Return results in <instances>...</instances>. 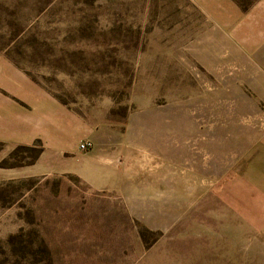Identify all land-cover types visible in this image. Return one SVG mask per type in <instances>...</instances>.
<instances>
[{
  "label": "rangeland",
  "instance_id": "rangeland-1",
  "mask_svg": "<svg viewBox=\"0 0 264 264\" xmlns=\"http://www.w3.org/2000/svg\"><path fill=\"white\" fill-rule=\"evenodd\" d=\"M260 1L0 0V264H264L263 171L210 170L264 125L229 17ZM128 164L136 193L105 184Z\"/></svg>",
  "mask_w": 264,
  "mask_h": 264
},
{
  "label": "crops",
  "instance_id": "crops-1",
  "mask_svg": "<svg viewBox=\"0 0 264 264\" xmlns=\"http://www.w3.org/2000/svg\"><path fill=\"white\" fill-rule=\"evenodd\" d=\"M239 15H241V13L237 12L233 7L230 16L227 15L233 21L231 38L235 42L236 38H242L244 36L248 37V44L246 46L247 54L244 53V48L242 47L241 52H239V57L244 63H246V66L248 67L247 73H253L255 76L253 83L251 82V78H248L249 85L252 87L253 84L254 89L257 90L258 98L264 101V0L255 4L253 11L245 16L247 19L245 24H239L236 26L234 22L236 21L237 16L240 17ZM238 72L239 74H242L245 71L240 70ZM233 103H235V101H233ZM241 117L246 118L251 124L252 122H264V113L241 114ZM251 127L253 126L251 125ZM222 143L226 144V147H229L228 151L224 152L222 150V152H217L214 160L216 165L210 169L217 173L218 180H223L225 178L223 173L221 175L218 173L219 171H222V169L219 168L220 164L228 166L232 165V167L228 168L230 169L228 171L235 169L233 167L241 164L243 170H248V172L245 173L246 177L251 175L249 173L250 171L255 173L257 169L261 170L263 171V177H261L264 180V125H261V127L259 126L258 130H255L254 125L252 130L249 129L248 131L243 132L241 136L231 135L226 140L223 139ZM232 146H237L240 149L238 151L233 150L231 149ZM257 148H260L258 157H256ZM206 159L207 158H205V160ZM200 161L201 162L194 167V160H191V158L185 159L183 173L176 172L175 161H173V163L170 162L167 165V179L169 180V186L171 187L169 198L172 195L170 200L175 201L176 199L174 196L177 179L180 181L178 185L184 187H196L208 184V166L205 168L203 167V157ZM143 171L144 167L136 164H128L125 167L113 166L110 168L109 173L104 174L105 184L111 185L115 183L122 189L129 186L132 189L130 193H136L134 184H137L139 179L145 177ZM150 175V173L147 174V176ZM233 177L238 178V176L235 175ZM196 191L197 190H188L187 192L186 190L184 193L178 195L179 197L183 196L182 200H179L183 202H188V200H198L199 197L197 194L199 193V189L197 192Z\"/></svg>",
  "mask_w": 264,
  "mask_h": 264
},
{
  "label": "built area",
  "instance_id": "built-area-1",
  "mask_svg": "<svg viewBox=\"0 0 264 264\" xmlns=\"http://www.w3.org/2000/svg\"><path fill=\"white\" fill-rule=\"evenodd\" d=\"M93 148V144L91 143V142H89V141H87V142H85V143H83L82 145H81V149L83 150V151H89L90 149H92Z\"/></svg>",
  "mask_w": 264,
  "mask_h": 264
}]
</instances>
